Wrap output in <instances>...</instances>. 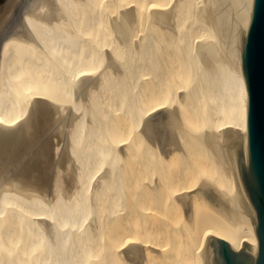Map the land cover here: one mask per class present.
<instances>
[{"label": "bare ground", "instance_id": "obj_1", "mask_svg": "<svg viewBox=\"0 0 264 264\" xmlns=\"http://www.w3.org/2000/svg\"><path fill=\"white\" fill-rule=\"evenodd\" d=\"M253 0H11L0 17V264H201L256 245L175 194L233 176L195 135L247 128Z\"/></svg>", "mask_w": 264, "mask_h": 264}, {"label": "water", "instance_id": "obj_2", "mask_svg": "<svg viewBox=\"0 0 264 264\" xmlns=\"http://www.w3.org/2000/svg\"><path fill=\"white\" fill-rule=\"evenodd\" d=\"M11 0H0V17ZM241 67L248 95L247 128L227 126L195 135L225 175L233 176L235 191L227 194L202 178L197 187L174 195L184 217L194 227L192 203L225 219L235 231L248 226L257 243L243 240L235 251L229 243L207 234L199 251L201 264H264V0H253L241 47Z\"/></svg>", "mask_w": 264, "mask_h": 264}]
</instances>
